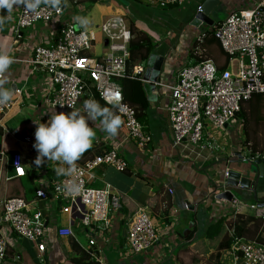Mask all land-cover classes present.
Instances as JSON below:
<instances>
[{
    "label": "crops",
    "instance_id": "obj_1",
    "mask_svg": "<svg viewBox=\"0 0 264 264\" xmlns=\"http://www.w3.org/2000/svg\"><path fill=\"white\" fill-rule=\"evenodd\" d=\"M258 1L218 0L207 16L212 23L196 26L190 22L204 0H181L166 5L156 0H67L61 17L37 22L18 34L13 28L19 8H14L11 20L0 29V52H7L15 61L5 77L8 81L5 87L14 89L13 99L0 113V201L13 196L32 200L38 187L45 183L49 186L60 178L52 171L54 163L46 161L41 167L34 164L38 153L22 139L38 123H47L51 111H72L46 102L47 78L26 62L37 43H55L60 26L68 19L74 21L76 16L91 19L87 31L93 33V42L87 54L99 58L106 50L103 34L100 49L94 50L96 32L101 33L99 25L110 16H124L133 35L130 44L133 54L127 61V72L139 71L129 79L139 82L146 100L145 108L135 109L152 140L142 149L126 138L123 126L118 136L112 138L89 121L96 137L93 147L77 164L108 150L113 143H121L118 153L127 164L126 170L98 166L88 182L98 188L109 185L120 196V209L111 213L107 229L92 231L95 245L90 249L88 239L92 235L83 231L76 214L62 213L61 201H37L36 208L48 219L43 254L35 242L20 238L15 247L8 246L3 264H87L89 261L96 264H243L241 258L235 260L229 253L234 237L264 244V217L249 207L260 203L259 207L264 210V178L258 172L250 173L249 178L256 182L254 188L221 186L226 181L225 169L243 172L253 161L264 159V93L253 94L243 102L239 119L228 124L223 133L206 132L199 146H174L167 120L169 90L161 86L175 83L182 67L203 59H211L219 72L235 71L236 61L223 52L212 36V28L233 10L250 7ZM141 42L145 46L136 50ZM153 53L156 58H150L149 65L142 68V61H148ZM157 57H162V63H156ZM155 63H161L157 81L152 80L157 73ZM97 101L102 107L111 108ZM223 140L224 144L230 142L229 148H224ZM15 153L22 156V176L14 173ZM217 189L235 190L237 196L233 192L232 200L217 198L213 194ZM234 199L238 200L237 204ZM138 207L148 211L161 237L150 250L133 254L128 252L127 226ZM60 226H70L73 234L58 236L56 231ZM91 251L99 261L91 259Z\"/></svg>",
    "mask_w": 264,
    "mask_h": 264
},
{
    "label": "built area",
    "instance_id": "obj_2",
    "mask_svg": "<svg viewBox=\"0 0 264 264\" xmlns=\"http://www.w3.org/2000/svg\"><path fill=\"white\" fill-rule=\"evenodd\" d=\"M156 1L166 5L181 0ZM18 8L13 28L15 34L37 22H49L63 13L62 7L57 11L43 4L38 15L26 13L22 6ZM99 30L106 39V50L99 58L87 54L92 46L93 33L80 29L74 21H65L58 30L55 43H37L32 57L26 62L45 75L48 83L46 102L58 109L73 110L68 106L71 104L83 112V101L87 99H99L112 107L108 101L119 97L124 111H114L123 121L126 138L143 149L151 142V135L137 119L135 107L126 102L121 85V79L133 78L139 73L130 74L126 67L130 57L132 31L120 14L102 21ZM212 36L223 52L236 61V70L219 72L211 59H203L182 67L175 83L161 84L169 90L167 120L174 146H199L207 126L213 129L226 127L235 121L243 102L248 101L253 94L264 93V0L250 7L233 10L214 25ZM9 106L10 102L0 106V113ZM36 128L22 139L31 148H34ZM120 146V142L113 143L108 150L87 159L81 165L77 164L78 170L72 177H60L49 186L45 183L38 187L32 200L22 196L1 200L0 264L4 263L8 246L15 247L20 238L35 242L39 253L43 254L48 219L36 208L37 201H61L62 213L76 214L83 231L92 235L88 239V246L92 249L95 245L92 231H102L109 227L111 213L120 209L121 199L109 185L98 188L90 186L88 182L94 177L93 170L98 166L107 165L117 171L126 170L127 164L118 153ZM13 168L15 176L24 175L20 153L13 156ZM228 176L229 170L225 169L223 178ZM73 181L82 188L77 196L66 197L57 190L62 183ZM221 186L225 187V182ZM227 190L217 189L213 194L217 197ZM233 202L237 204L238 200L234 199ZM249 207L264 217V210L256 203ZM56 232L60 237L73 234L70 226H60ZM160 237L161 231L154 225L148 211L138 207L127 226L128 252H146L159 242ZM90 253L91 259L100 260L94 251ZM229 253L235 260L241 258L243 264H264L263 243L234 237Z\"/></svg>",
    "mask_w": 264,
    "mask_h": 264
},
{
    "label": "clouds",
    "instance_id": "obj_3",
    "mask_svg": "<svg viewBox=\"0 0 264 264\" xmlns=\"http://www.w3.org/2000/svg\"><path fill=\"white\" fill-rule=\"evenodd\" d=\"M46 5L59 11L66 6L67 0H0V13L5 10L6 15L0 14V29L12 18V12L16 7H23L26 13L38 15L41 5ZM76 25L87 30L92 23L91 19L83 16L74 17ZM14 58L7 52H0V106L8 104L14 95V89L7 88L6 74L14 63ZM112 105L102 107L95 99L83 101V112L74 105L68 106L73 110L70 113H57L51 111L47 123H38L35 131L34 149L38 155L34 160L37 167L45 162H52L56 166L52 168L57 177H72L77 172V162L93 147L96 137L94 127L89 121L94 122L104 131L108 137H117L122 126V119L113 109L124 111L119 97L108 101ZM64 106V105H61ZM66 197H75L82 191L76 182L62 183L58 186Z\"/></svg>",
    "mask_w": 264,
    "mask_h": 264
},
{
    "label": "water",
    "instance_id": "obj_4",
    "mask_svg": "<svg viewBox=\"0 0 264 264\" xmlns=\"http://www.w3.org/2000/svg\"><path fill=\"white\" fill-rule=\"evenodd\" d=\"M218 0H204V2L200 5V10H198L194 17L192 18L190 24L191 25H196L198 26L201 23H212V20H210L207 16L210 13V11L215 7L216 3ZM153 58H156V55L151 54V56L149 57L148 61L143 60L142 61V65L141 67H145L146 65H149L150 60ZM160 61V58L157 57L156 59V63ZM155 63V70H156V74L154 77H152L153 81H157L158 78V74H159V70H160V64H156ZM148 73V69L146 71ZM145 78V77H144ZM252 161V160H251ZM246 164V162H245ZM254 172H258L260 173V176L262 178H264V159L261 160L257 159L255 161L252 162V164H249V166H247L245 168V170L242 172L237 171V170H229V176L226 178L225 184L228 186H231L233 188H254L256 185V182L253 180H251L249 178V174L250 173H254ZM248 174V175H247ZM257 181V180H256ZM233 196V192L232 190H227V191H223L220 194L217 195V198H224V199H228L230 200ZM259 205H262L259 203ZM258 205V206H259Z\"/></svg>",
    "mask_w": 264,
    "mask_h": 264
},
{
    "label": "trees",
    "instance_id": "obj_5",
    "mask_svg": "<svg viewBox=\"0 0 264 264\" xmlns=\"http://www.w3.org/2000/svg\"><path fill=\"white\" fill-rule=\"evenodd\" d=\"M144 46H145L144 43L141 42V44L137 45L136 50H141ZM132 52L133 49L130 48L129 58H131V54H133ZM121 85L126 102L133 105L135 108L137 107L138 109L145 108L146 100L144 96V91L138 81L129 78H123L121 79ZM137 119L139 121L142 120L140 114L138 113H137ZM87 264H96V263L94 261H89Z\"/></svg>",
    "mask_w": 264,
    "mask_h": 264
},
{
    "label": "rangeland",
    "instance_id": "obj_6",
    "mask_svg": "<svg viewBox=\"0 0 264 264\" xmlns=\"http://www.w3.org/2000/svg\"><path fill=\"white\" fill-rule=\"evenodd\" d=\"M83 12L84 11H82L81 13L83 14ZM63 15H66V14H63ZM62 16V15H61ZM61 16H58V17H55L54 19H56V18H59V17H61ZM67 21H73L72 19H68ZM75 22V21H74ZM96 35H97V39L95 40V44L97 43V45L95 46V51L96 50H99L100 49V45L99 44H101V42H102V33H100V32H96ZM154 55H156V53H153ZM158 58H160V61L159 62H161L162 63V57H158ZM160 67H161V65H160ZM155 75H153V77H154ZM66 111H70V110H66ZM239 118H238V114H237V117H236V119H235V121H233L232 123H234V122H236L237 120H238ZM232 123H230V124H232ZM212 130H214V131H222V133H223V131L225 130V127H222V128H220V129H213V128H211L210 126H207L206 128H205V131H207V132H210V131H212ZM95 131V130H94ZM96 132V131H95ZM226 138H224V140H225ZM224 140H223V144H224ZM230 147V142L228 143H226V144H224V148H229ZM234 192V194L237 196V193H236V191L234 190L233 191ZM57 220L59 221V218L57 217Z\"/></svg>",
    "mask_w": 264,
    "mask_h": 264
}]
</instances>
